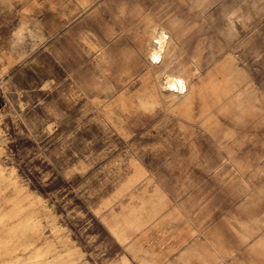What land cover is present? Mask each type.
Segmentation results:
<instances>
[{
    "label": "rangeland",
    "instance_id": "1",
    "mask_svg": "<svg viewBox=\"0 0 264 264\" xmlns=\"http://www.w3.org/2000/svg\"><path fill=\"white\" fill-rule=\"evenodd\" d=\"M0 264H264V0H0Z\"/></svg>",
    "mask_w": 264,
    "mask_h": 264
},
{
    "label": "bare ground",
    "instance_id": "2",
    "mask_svg": "<svg viewBox=\"0 0 264 264\" xmlns=\"http://www.w3.org/2000/svg\"><path fill=\"white\" fill-rule=\"evenodd\" d=\"M167 36L164 34V32H160L157 35V37L155 36L157 38L158 42L155 41V42H157V45H156V47H154L152 49L151 57L156 62L161 60V58H162V54H163V51L165 50L166 43H167V38H166ZM165 85H166L165 87H167L169 90H171L173 92H177V93H182V92H185L186 90H188L187 81L182 76H167Z\"/></svg>",
    "mask_w": 264,
    "mask_h": 264
}]
</instances>
